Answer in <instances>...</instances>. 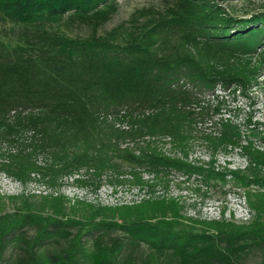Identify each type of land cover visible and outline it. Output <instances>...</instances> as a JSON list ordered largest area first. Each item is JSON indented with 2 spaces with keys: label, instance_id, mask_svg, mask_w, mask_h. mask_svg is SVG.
<instances>
[{
  "label": "trees",
  "instance_id": "1",
  "mask_svg": "<svg viewBox=\"0 0 264 264\" xmlns=\"http://www.w3.org/2000/svg\"><path fill=\"white\" fill-rule=\"evenodd\" d=\"M117 2L0 0V36L14 42H0V173L23 183L39 174L53 185L83 170L89 180L80 185L105 176L151 190L170 172L195 175L225 192L245 190L252 218L189 219L165 198L102 207L0 197V264H244L264 251V151L253 143L264 135L249 116L196 127L225 108L215 91L245 96L264 75V12L238 18L217 0H164L100 34ZM56 27L89 34L71 38ZM163 139L184 156L195 140L213 153L234 147L249 166L215 173L166 155ZM141 245L143 259L125 254ZM10 248L17 254L5 258Z\"/></svg>",
  "mask_w": 264,
  "mask_h": 264
},
{
  "label": "built area",
  "instance_id": "2",
  "mask_svg": "<svg viewBox=\"0 0 264 264\" xmlns=\"http://www.w3.org/2000/svg\"><path fill=\"white\" fill-rule=\"evenodd\" d=\"M232 93L242 96L239 90L231 92L228 91H215V95H220L224 98L223 94ZM210 98H213L212 96ZM223 110V109H222ZM220 111V114L222 112ZM214 116L212 120L205 124H198L196 130L200 131L204 128H212L213 124L219 122L221 119H230L237 124H243V121H237L235 117L223 118L221 115ZM248 117V116H247ZM245 118L244 120H246ZM206 131H209L207 130ZM202 144L201 140H195L188 149V154L184 156L180 151L174 150L168 139H163L159 144L163 153L169 156L178 157L189 164L202 168H210L215 173L228 172L241 170L244 171L249 166V161L246 156L241 155L240 149L229 147L227 152L218 151L216 153L208 154L203 151L195 150V144ZM254 147L260 151H264V141L257 139L253 140ZM207 146V145H206ZM168 147V150L166 149ZM209 147V146H207ZM236 155L240 160L239 164H234L231 159ZM222 158L223 163H219ZM89 177L85 175L82 170L73 175L59 177L55 184L51 185L47 179H42L39 174H33L31 180L26 183L17 181L4 173H0V197H16V196H36V197H64L70 204L76 202H84L94 206L102 207H117V206H130L140 203L143 200L165 198L177 201L182 206V214L184 217L199 221H223L233 222L237 224L248 223L251 218V212L247 207L245 190L232 189L225 194V199L228 198V203L217 204L213 195L214 189L211 184L203 182L200 176H188L182 173L170 172L167 177L163 178V183L157 185L153 190L148 187L138 186H120L108 182L105 176L97 180L93 185L90 182L87 185H80L79 181H87ZM143 180L149 183L153 182L154 176L143 174ZM104 183L109 184L104 185ZM160 185L164 186L167 190L164 193L156 192V188ZM172 189L182 191V195L171 194ZM252 190H255L252 187ZM264 191V189H263ZM170 193L171 195H169ZM124 196V197H123ZM116 198V201H106V198ZM125 197H128L125 200ZM122 200L118 202L119 200ZM187 207H190L187 209ZM188 211V212H187Z\"/></svg>",
  "mask_w": 264,
  "mask_h": 264
},
{
  "label": "rangeland",
  "instance_id": "3",
  "mask_svg": "<svg viewBox=\"0 0 264 264\" xmlns=\"http://www.w3.org/2000/svg\"><path fill=\"white\" fill-rule=\"evenodd\" d=\"M219 4L222 5L223 8H225L232 16L238 17V18H249L251 15L256 13L264 12V0H217ZM164 6V0H118L117 2V12L111 19L109 23H107L100 31L99 33L102 34L104 31L111 29L118 23L127 20L130 15L135 12L136 10H140L142 8H149L153 7L156 9H161ZM57 31L67 37H83L87 36L89 34V31L86 28H76L70 31L65 30L63 27H56ZM0 42H3L9 46H13L14 42L10 41L8 39H5L0 36ZM258 85L254 87L252 90L248 91L245 96H238L237 94L235 96L232 95V93H225L224 101H225V108L222 110L221 114L223 118L228 117H235L238 119L237 121H244L247 116L250 117L252 124H258L257 131L259 134L264 135V75L259 78ZM220 114V115H221ZM168 150V147H166ZM195 150L203 151L208 154H212V150L210 147H207L206 145H202L200 143L195 144ZM238 155H236L233 158H231L234 161V164H239L240 160L237 158ZM219 163H223V159L220 158ZM121 169L126 170L128 167L124 164L121 166ZM209 184H214V181H211ZM104 185H108L107 183H104ZM214 192L213 195L217 201V204L225 203V201L228 203V198L225 199V194L228 192H225L223 189H219L218 187H213ZM228 189V187H226ZM156 192L164 193L166 192V188L162 185L157 187ZM172 189L171 194L173 195H182L184 196V193L182 191H179ZM232 190V189H228ZM171 195L170 193H168ZM5 197V196H4ZM7 197V196H6ZM124 197V196H123ZM128 197H125V200ZM118 199L116 198H106V201H116ZM122 201L121 199L118 201ZM190 207H187L189 209ZM7 211L12 210V207L10 205L6 208ZM188 212V211H187ZM108 237L105 238L107 240ZM17 252L16 250H13L10 248L8 252L5 255V258L12 257L14 258L16 256ZM127 255H131L135 257L136 259H143L144 257L148 256L149 251L146 246H139V247H133L128 248L125 252ZM264 262V251L262 250H252L247 255H244L242 258V263L244 264H253V263H259Z\"/></svg>",
  "mask_w": 264,
  "mask_h": 264
}]
</instances>
